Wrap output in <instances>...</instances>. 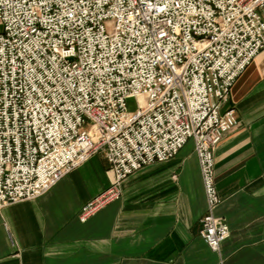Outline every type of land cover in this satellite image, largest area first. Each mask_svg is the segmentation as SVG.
Instances as JSON below:
<instances>
[{
  "label": "built area",
  "instance_id": "2783aa9c",
  "mask_svg": "<svg viewBox=\"0 0 264 264\" xmlns=\"http://www.w3.org/2000/svg\"><path fill=\"white\" fill-rule=\"evenodd\" d=\"M263 51L264 0H0V209L103 154L114 178L86 223L192 140L200 237L217 252L231 230L215 215V151L239 126L222 107Z\"/></svg>",
  "mask_w": 264,
  "mask_h": 264
},
{
  "label": "crops",
  "instance_id": "0c3cea01",
  "mask_svg": "<svg viewBox=\"0 0 264 264\" xmlns=\"http://www.w3.org/2000/svg\"><path fill=\"white\" fill-rule=\"evenodd\" d=\"M222 113L239 121L215 151L231 230L217 252L200 237L207 201L194 144L142 168L122 197L82 223L86 203L113 182L103 154L41 197L0 209V264H264V51L237 79Z\"/></svg>",
  "mask_w": 264,
  "mask_h": 264
},
{
  "label": "rangeland",
  "instance_id": "374dc122",
  "mask_svg": "<svg viewBox=\"0 0 264 264\" xmlns=\"http://www.w3.org/2000/svg\"><path fill=\"white\" fill-rule=\"evenodd\" d=\"M138 104L136 100H129L128 110L133 112L137 109ZM190 143H193L192 140L189 141ZM194 144V143H193Z\"/></svg>",
  "mask_w": 264,
  "mask_h": 264
}]
</instances>
